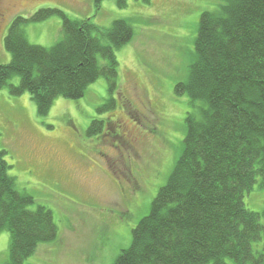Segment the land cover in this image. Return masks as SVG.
Segmentation results:
<instances>
[{
	"label": "trees",
	"instance_id": "trees-1",
	"mask_svg": "<svg viewBox=\"0 0 264 264\" xmlns=\"http://www.w3.org/2000/svg\"><path fill=\"white\" fill-rule=\"evenodd\" d=\"M104 1L96 0L99 6ZM55 16L63 20L61 41L51 48L32 45L26 26ZM134 35L130 20L103 30L56 9L18 16L4 41L11 62L0 66V92L9 86L13 96L28 93L46 117L57 99H82L104 78L113 105L116 52ZM194 57L187 81L175 88L196 112L186 119L183 153L115 264H264V243L255 249L264 242V210L244 204L256 184L264 191V0H224L202 14ZM16 77L19 86H11ZM103 126L93 121L87 135L100 134ZM6 157L0 136V233L10 234L6 264H26L41 244L56 241L58 227L50 210L30 209L35 200L18 189Z\"/></svg>",
	"mask_w": 264,
	"mask_h": 264
},
{
	"label": "rangeland",
	"instance_id": "rangeland-1",
	"mask_svg": "<svg viewBox=\"0 0 264 264\" xmlns=\"http://www.w3.org/2000/svg\"><path fill=\"white\" fill-rule=\"evenodd\" d=\"M126 3L123 8L117 0L100 6L96 0H0V66L11 62L4 41L13 20L43 9L91 20L103 30L130 20L135 33L116 52L119 89L113 105L104 78L82 99H57L46 117L38 115L28 93L13 96L9 86L0 92V136L9 175L35 200L30 209L50 210L58 227L56 241L41 244L26 264H115L183 153L186 119L196 112L175 88L187 81L195 60L202 14L216 11L224 0ZM62 26L55 16L25 31L32 45L51 48L63 38ZM19 84V77L10 82ZM95 120L103 121V130L89 137ZM244 204L253 212L264 210L258 184ZM9 246L10 234L1 232L0 264L9 260Z\"/></svg>",
	"mask_w": 264,
	"mask_h": 264
}]
</instances>
